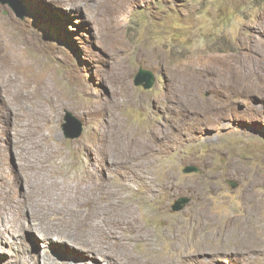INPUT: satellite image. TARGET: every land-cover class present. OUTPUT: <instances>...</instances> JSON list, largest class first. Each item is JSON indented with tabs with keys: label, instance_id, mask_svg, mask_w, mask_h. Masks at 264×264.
I'll use <instances>...</instances> for the list:
<instances>
[{
	"label": "rangeland",
	"instance_id": "374dc122",
	"mask_svg": "<svg viewBox=\"0 0 264 264\" xmlns=\"http://www.w3.org/2000/svg\"><path fill=\"white\" fill-rule=\"evenodd\" d=\"M263 30L264 0H0V264H67L75 252L81 264H149L173 251V264H264L238 240L264 227V207L244 228L238 218L249 182L264 176V58L250 64L246 49V77L219 73L240 64L243 39L264 44ZM141 68L154 73L150 88L136 84ZM254 82V93L237 89ZM174 92L198 99L195 115L180 111ZM108 104L123 125H105ZM69 112L83 126L77 137ZM154 126L178 137H150ZM134 135L158 148L125 159L123 141ZM254 191L264 199V183ZM181 196L190 201L174 210ZM201 206L214 217L205 222L212 240L232 222V250L208 240L198 252L171 251L170 227L180 242L193 238L185 221ZM124 216L144 232L128 250L99 236L105 219Z\"/></svg>",
	"mask_w": 264,
	"mask_h": 264
},
{
	"label": "bare ground",
	"instance_id": "6f19581e",
	"mask_svg": "<svg viewBox=\"0 0 264 264\" xmlns=\"http://www.w3.org/2000/svg\"><path fill=\"white\" fill-rule=\"evenodd\" d=\"M123 1V0H122ZM103 4V3H102ZM98 14V13H97ZM104 14V13H103ZM107 16V15H106ZM102 21V20H101ZM258 27V26H257ZM260 31V30H259ZM264 31V30H263ZM241 44V43H240ZM241 45H243V52H242V55H241V61H240V64L238 63L237 65H230V66H226L227 67V69L225 68L224 70H222V71H220L219 73H220V75L221 76H223V77H225V78H228L229 76H240V77H246L247 76V74L249 73V71L248 70H246V68H247V66H246V63H245V50L247 49V51L250 53V56H251V60H250V64H255V63H257V56H262V58H264V44L263 43H261V42H259V41H257V42H255V43H253L252 42V40H248V42L246 41V39H243V41H242V44ZM258 65V64H257ZM122 66V65H121ZM252 66V65H251ZM223 67V66H222ZM253 67V66H252ZM255 68H257V67H255ZM261 68V67H260ZM125 70V69H124ZM246 70V71H245ZM257 70V69H256ZM255 71V70H254ZM123 72V71H122ZM253 72V71H252ZM218 73V74H219ZM183 74V73H182ZM260 74V73H259ZM187 74H184V77L186 76ZM257 75V74H256ZM261 75V74H260ZM189 76H191V75H189ZM219 76V75H218ZM26 77V76H25ZM193 77V76H192ZM211 77V76H210ZM220 77V76H219ZM194 78V77H193ZM218 78V77H217ZM261 78V77H260ZM181 79H183V78H181ZM180 79V80H181ZM232 79V78H231ZM258 79V78H257ZM235 80V79H234ZM234 80H232V81H234ZM252 80V79H251ZM13 81V80H12ZM193 81V80H192ZM202 81H204V80H202ZM224 81V80H223ZM236 81V80H235ZM256 81H258V80H256ZM116 82V81H115ZM199 82V81H198ZM198 82H197V84H198ZM211 82V81H210ZM220 82V81H219ZM229 82V81H228ZM231 82V81H230ZM221 83V82H220ZM232 83V82H231ZM234 83V82H233ZM239 83H240V81H239ZM243 83V82H242ZM260 83H261V81H260ZM259 83V84H260ZM179 84V83H178ZM182 84V83H181ZM202 84H204V83H202ZM217 84V83H216ZM230 84V83H229ZM257 85V83L256 82H254V83H246V84H237V89H238V87H241V89H242V87H244L246 90H247V92H249V93H254V92H256L258 89H259V87H261V86H256ZM26 85V84H25ZM123 85V84H122ZM213 85V84H212ZM234 85V84H233ZM218 86H220V85H218ZM183 87V86H182ZM202 87V86H201ZM36 88V87H35ZM181 89V88H180ZM180 89H177V90H180ZM184 89V88H183ZM231 89V88H230ZM244 89V90H245ZM189 90V89H188ZM26 91V90H25ZM28 91V90H27ZM32 91V90H31ZM172 91H174V90H172ZM57 92V91H56ZM55 92V93H56ZM170 92V91H169ZM176 92V91H175ZM175 92L173 93V95L175 96L174 98H175V101H177V103H178V107H179V109H180V111H182L183 113H186L188 116H190L192 113L195 115L196 113V110L197 109H195V108H198L199 106H200V104L198 103V99L197 98H194L193 96H190V95H186V96H177V95H175ZM182 92V91H181ZM32 93V92H31ZM177 93H178V91H177ZM190 93V92H189ZM242 93V92H241ZM171 94V93H170ZM183 95H185V94H183ZM167 96V95H166ZM48 97V96H47ZM47 97H45V98H47ZM193 97V98H192ZM44 98V99H45ZM167 98V97H166ZM224 98H226V97H224ZM39 99V98H38ZM63 99V98H62ZM61 99V100H62ZM234 99V98H233ZM43 100V99H42ZM47 100H49V99H47ZM169 100V99H168ZM52 101V100H51ZM171 101V100H170ZM67 102V101H66ZM113 102V101H112ZM245 102V101H244ZM54 103V102H53ZM218 103V102H217ZM61 104V103H60ZM109 104H110V102H109ZM106 105L107 107L106 108H104V114L103 115H105V117H107L108 119L106 120V126H110V125H114V123H119V124H121L122 123V125H123V123H125V121H123L121 118H117L116 117V115L114 114V112H113V110L111 109V107H110V105ZM208 104V105H207ZM207 104H204V106H203V103L201 104V106L203 107V108H201L200 107V109L201 110H205V112H206V114H216V113H214L213 112V105L212 104H210V103H207ZM34 106V105H33ZM173 106H174V104H173ZM176 107V106H175ZM216 107V106H215ZM31 108V107H30ZM102 108V107H101ZM254 108V107H253ZM97 109V108H96ZM176 109H177V107H176ZM41 110V109H40ZM119 110V109H118ZM103 112H101V114H102ZM197 113H198V111H197ZM202 114V113H201ZM193 115V116H194ZM200 115V114H199ZM203 115V114H202ZM206 117V116H205ZM197 118V117H196ZM124 119V118H123ZM40 121V120H39ZM197 121V120H196ZM99 122V121H98ZM206 122V121H205ZM200 123V122H199ZM202 123H204V122H202ZM118 124V125H119ZM172 124H174V123H172ZM176 124V123H175ZM42 125V124H41ZM198 125H200V124H198ZM115 126H116V124H115ZM171 127H173L172 125H171ZM106 127H104V129H105ZM111 128V127H110ZM175 128V127H174ZM176 128H179V125H177V127ZM114 129V128H113ZM116 129V128H115ZM134 129V128H133ZM173 129V128H172ZM181 129V128H180ZM141 130V129H140ZM107 131V130H106ZM109 131H111V130H109ZM112 132H114V131H112ZM125 132V131H124ZM127 132V131H126ZM138 132V131H137ZM148 132H150L151 133V136L150 137H152V136H159V137H161V135H165V138H167V142H169V140H170V138L171 139H174V136H177L174 132H176V131H174V132H172L171 133V130H169L168 128L167 129H165V128H161V127H159V126H154V127H151V129L150 128H148ZM180 132V131H179ZM183 132V131H182ZM178 133V132H177ZM181 133V132H180ZM103 134V133H102ZM183 134V133H182ZM181 134V135H182ZM180 135V136H181ZM126 136V135H125ZM121 137V136H120ZM148 137V136H147ZM178 137V136H177ZM104 138V137H103ZM106 138V137H105ZM51 140V139H50ZM166 140V139H165ZM113 141V140H112ZM48 142V141H47ZM124 143H127L126 145H122V147H121V152H123L124 154H125V159H130V160H137L136 159V157L138 156V153L140 152V154H145V155H147L148 157L149 156H151V155H149V154H153V151H154V149H155V147L156 148H158L157 146H156V144H155V142H153V140H152V138H148V139H144L143 141H141L140 139H139V137H137V135H134V136H132V137H128L127 139H125L124 141H123ZM122 142V143H123ZM113 144V143H112ZM107 146H109L108 144H106ZM114 145H115V143H114ZM110 147V146H109ZM133 147L135 148L134 150H135V152H134V150H133ZM118 149V148H117ZM137 149H138V153H137ZM141 150H142V153H141ZM108 151H109V149H108ZM118 151V150H117ZM156 151V150H155ZM154 151V152H155ZM120 152V151H119ZM118 152V153H119ZM120 152V153H121ZM119 153V154H120ZM134 153H135V157H134ZM116 154V153H115ZM123 155V154H122ZM144 156V155H143ZM116 157H118V154H117V156ZM114 158V161L115 162H118V161H116L115 159V157H113ZM124 158V157H123ZM142 158V157H141ZM145 160L143 161L144 163H145V165H144V163L143 162H140L141 163V166L139 167V168H144V169H142L144 172L146 171V166H147V157H145L144 158ZM112 161V160H111ZM110 161V162H111ZM114 162V163H115ZM122 162V161H121ZM120 162V163H121ZM136 162V161H135ZM139 163V164H140ZM117 165H119V164H117ZM242 165V164H241ZM239 166V165H238ZM242 166H244V165H242ZM124 167L125 168H129V166L128 165H124ZM134 167V166H133ZM232 167V166H231ZM236 167V166H235ZM243 168V167H242ZM248 169V168H247ZM239 170V169H238ZM235 171V170H234ZM243 171V170H242ZM170 176V175H169ZM173 177V176H172ZM91 180V179H90ZM105 182V181H104ZM146 183V182H145ZM151 183V182H150ZM156 183V182H155ZM170 183V182H169ZM261 183H264V176H261V175H257V176H255V178H252V180L249 182V185H250V189H249V191H248V193L246 194V197H245V200H244V202H246L245 204L248 206L247 208H246V216L245 217H238L240 220H241V224H242V228H244V227H246L247 225H251L250 224V222L252 221V219L255 217V212L256 211H259V213H260V210L262 211V209H263V207H264V199H258L257 198V196L259 195L258 193H256L255 191H254V188H255V186H257L258 184H261ZM93 184H94V182H93ZM104 184V183H103ZM158 184V183H157ZM146 185H148L149 186V188H147V189H145V190H147V192L146 193H149V194H151L152 192H153V189H155L154 188V186L152 185V184H146ZM98 186V185H97ZM110 186V185H109ZM249 187V186H248ZM101 189V188H100ZM110 189V188H109ZM106 190V189H105ZM104 191V190H103ZM110 191V190H109ZM108 191V192H109ZM113 191V190H112ZM64 192V191H63ZM62 192V193H63ZM114 192V191H113ZM76 193V192H75ZM79 193H81V192H79ZM65 194H66V191H65ZM70 194V193H69ZM196 194V193H195ZM97 195V194H96ZM58 196V195H57ZM68 196V195H67ZM66 196V197H67ZM75 196V195H74ZM199 199V198H198ZM48 201H49V199H47ZM58 200V199H57ZM60 200V199H59ZM87 201V200H86ZM55 203H56V201H55ZM66 203V202H65ZM76 203V202H75ZM46 204V203H45ZM58 204V203H57ZM83 204H84V202H83ZM82 204V205H83ZM106 204V203H105ZM244 206V205H243ZM94 209V208H93ZM231 209V208H230ZM197 212L195 213V216H194V219H192L191 221H185V222H187V227L189 228V229H195V236L193 237V238H190V239H184L183 238V240L180 242V236H178V235H174V230H175V228H176V225L175 224H173V226H169L170 227V229L171 230H173V232L171 233V234H173V235H171L170 237L173 239V242H171L172 244H171V246L170 247H172V249H171V251H173V250H175L176 251V249L178 248V247H184V245L185 246H187V245H193L194 246V248H195V252H198V251H200V250H203L204 248H205V246L207 245V242H208V240H210L211 242H210V245L213 247V248H217L218 247V249H224V250H221V252H220V250L218 251V253H223L224 251H226V250H228V251H230V250H232V248H233V243H231V242H233L234 241V233H235V231L233 230V227H232V222H229L228 223V225H226V227H223V228H220L218 231H216V241H214V240H212L211 239V237H210V235H209V232L208 233H205L206 231H205V226H206V224H205V222L206 221H208L209 220V222H211V220L213 221L214 220V217L213 216H209V213H207L208 212V207L207 206H201V208L199 207L197 210H196ZM106 212V211H105ZM204 212V213H203ZM12 213V212H11ZM97 215V214H96ZM99 216V215H98ZM261 216V215H260ZM259 215H258V217H260ZM118 217V216H117ZM7 218V217H6ZM114 218V217H113ZM128 218V217H127ZM191 218H192V216H191ZM257 218V217H256ZM255 218V219H256ZM117 219V218H116ZM119 219V218H118ZM113 220V219H112ZM111 220V221H112ZM137 220V219H136ZM233 220V219H232ZM258 220V219H257ZM262 220V219H261ZM260 220V221H261ZM264 220V219H263ZM2 221H4V219L2 220ZM110 221V220H109ZM79 222V221H78ZM93 222V221H92ZM105 223H104V226L102 225V231H101V234L99 235L101 238H104V240H107L108 239V242H109V240H111V239H113V241L115 240L118 244H120L121 245V249H123L124 247L127 249L128 248V242L127 241H129V239H131V238H137V237H140V235H142V234H144V232H141V225H140V223H138L137 221H135L134 219H131V217L130 218H128V219H126L125 220V216H124V220H122V218L121 219H119V221L117 220V221H115V222H112V223H107L106 222V219H105V221H104ZM237 222V221H236ZM258 222V221H257ZM261 222H263V221H261ZM71 223V222H70ZM172 223V222H171ZM183 223V222H182ZM23 224V223H22ZM22 224H21V226H22ZM89 224V223H88ZM94 224V223H93ZM256 224H258V223H256ZM100 225H101V223H100ZM182 225V224H181ZM23 226H24V224H23ZM29 226H31V225H29ZM143 226V225H142ZM183 226H184V224H183ZM222 226V225H221ZM261 226V225H260ZM259 226V227H260ZM34 227H36V228H38V227H41V226H34ZM34 227L33 226H31V230L32 229H34ZM85 227V226H84ZM145 227V226H144ZM174 227V228H173ZM236 227V226H235ZM88 228V227H87ZM91 228V227H90ZM185 228V227H184ZM239 228V227H238ZM261 228H262V231H261V235H259V234H257V233H255L254 231H250L249 232V230L247 231L248 233H249V235L248 236H246L245 238L242 236V237H237L238 238V240H240V242H242L243 243V247H245L244 248V251H246V252H248V253H253V254H256V255H258L259 253H261L262 254V252L264 253V227H262L261 226ZM22 229H28V227H25V228H22ZM91 229H94V228H91ZM96 229V228H95ZM116 229H118V230H116ZM259 229V228H258ZM64 230H66V229H64ZM89 230V229H88ZM101 230V229H100ZM121 230H124V231H128V235H125L124 233H122L121 232ZM171 230H168V231H171ZM184 230V229H183ZM182 230V231H183ZM87 231V230H86ZM86 231L85 232H83V233H85L86 234ZM97 231V230H96ZM95 231V232H96ZM143 231H144V229H143ZM150 230H148V232H149ZM187 231V230H186ZM41 232V231H40ZM89 232V231H88ZM93 232V231H92ZM137 232L139 233V235H137ZM147 232V233H148ZM176 232V231H175ZM204 232V233H203ZM244 232V231H243ZM260 232V231H259ZM43 233V232H42ZM47 233V232H46ZM80 233V232H79ZM94 233V232H93ZM96 233H98V231L96 232ZM124 234V236L122 235V234ZM146 233V234H147ZM169 233V234H170ZM183 234V233H182ZM65 235H66V233H65ZM73 236H71L70 235V237H72V240L73 239H76V237L74 236V234H72ZM91 235V234H90ZM89 235V236H90ZM93 235V234H92ZM147 235H149V234H147ZM167 235V234H166ZM95 236H97V235H95ZM220 236V237H219ZM84 237V236H83ZM93 237V236H92ZM144 237V236H143ZM149 237V236H148ZM150 237H152V236H150ZM167 237V236H166ZM169 237V236H168ZM218 237L219 238H221V239H223V241H218L217 239H218ZM260 239H259V238ZM100 238V239H101ZM185 238H186V236H185ZM79 239V238H78ZM82 239V238H81ZM171 239V240H172ZM71 240V239H70ZM102 240V239H101ZM135 240V239H134ZM237 240V241H238ZM75 241V240H74ZM85 241V240H84ZM99 241V240H98ZM149 241V240H148ZM153 241V240H152ZM160 241V240H159ZM77 242H79V241H77L76 240V243ZM80 242H81V240H80ZM79 242V243H80ZM87 242V241H86ZM86 242H84V243H86ZM91 242V241H90ZM95 242H96V240H95ZM106 243H107V241H105ZM131 242V241H130ZM68 243H70L71 244V242H68ZM81 243H83V242H81ZM88 243V242H87ZM150 243V242H149ZM241 244V243H240ZM239 244V245H240ZM84 245V244H83ZM87 245V244H86ZM119 245V246H120ZM218 245V246H217ZM92 246V245H91ZM103 246V245H102ZM113 246V245H112ZM215 246H217V247H215ZM222 246H224V247H226L227 249H225V248H223ZM82 247V246H81ZM180 248V249H181ZM241 248V247H240ZM125 249V250H126ZM168 249V248H167ZM128 250V249H127ZM151 251V250H150ZM120 252H122V251H120ZM156 252V251H155ZM168 252V251H167ZM185 252V251H184ZM75 253H77V256H75L74 258H72V262H67V264H81L80 262H82V261H80V262H74L73 260H78L79 258H80V256L78 255V254H81L80 252H75ZM75 253H70L69 254V256H71V257H73V255H75ZM96 252L94 251V254H95ZM154 253V252H153ZM159 253H161V252H159ZM173 253H174V251H173ZM173 253H172V256L171 255H169V256H166L165 257V259H163L165 262H162V261H159V262H157V260H160V259H157V256H156V258H154V257H152L153 259H151V261L149 262V264H173V260H174V256H173ZM176 253V252H175ZM217 253V254H218ZM165 254H167V253H165ZM194 254V253H193ZM83 255H85L84 253H83ZM96 255V254H95ZM153 255V254H152ZM177 257V256H176ZM161 258V257H160ZM249 258V257H248ZM126 259V258H125ZM148 259H150V258H148ZM147 259V260H148ZM119 260V259H118ZM127 260H129V259H127ZM145 260V259H144ZM249 260H251V259H249ZM70 261V260H69ZM176 261V260H175ZM247 261V260H246ZM105 262V261H104ZM147 262V261H146ZM124 264V263H123ZM135 264H137V261H136V263ZM142 264H145V263H142Z\"/></svg>",
	"mask_w": 264,
	"mask_h": 264
},
{
	"label": "water",
	"instance_id": "95a60500",
	"mask_svg": "<svg viewBox=\"0 0 264 264\" xmlns=\"http://www.w3.org/2000/svg\"><path fill=\"white\" fill-rule=\"evenodd\" d=\"M154 73L151 70H146L141 68L139 74L136 77V84L141 85L143 84L146 88H150L151 86H153L154 84ZM67 117L70 118L71 117V112L67 113ZM72 122H76V124L74 125H78V129L76 130H72V133H70L69 135L71 137H77L81 134L82 130H83V126L82 123L80 121L77 120V118L72 114ZM73 125V124H72ZM186 171H192V170H198V168H189L187 167L185 169ZM237 183L234 182L232 183V186H236ZM190 201V197L188 196H181L178 200H176V202L173 204V209L174 210H180L183 207H185V205Z\"/></svg>",
	"mask_w": 264,
	"mask_h": 264
}]
</instances>
